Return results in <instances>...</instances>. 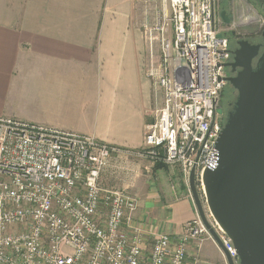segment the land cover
<instances>
[{
    "label": "built area",
    "instance_id": "2783aa9c",
    "mask_svg": "<svg viewBox=\"0 0 264 264\" xmlns=\"http://www.w3.org/2000/svg\"><path fill=\"white\" fill-rule=\"evenodd\" d=\"M165 1L155 26L144 25L146 74L160 105L145 124L143 142L151 158L179 168L191 200L193 171L204 200L203 172L219 160L216 141L225 119L217 107L229 42L216 27L214 0ZM116 150L90 134L0 117V264H142L146 233L135 222L138 199L101 184ZM215 227L235 259L231 241ZM153 236L147 264H199V252L189 256L188 248L194 243L199 250L204 237L212 238L197 211L180 236Z\"/></svg>",
    "mask_w": 264,
    "mask_h": 264
},
{
    "label": "crops",
    "instance_id": "0c3cea01",
    "mask_svg": "<svg viewBox=\"0 0 264 264\" xmlns=\"http://www.w3.org/2000/svg\"><path fill=\"white\" fill-rule=\"evenodd\" d=\"M140 1L0 0V117L141 147L153 88L136 23ZM155 175L137 193L135 218L177 235L194 205L184 185L174 197L160 166Z\"/></svg>",
    "mask_w": 264,
    "mask_h": 264
},
{
    "label": "water",
    "instance_id": "95a60500",
    "mask_svg": "<svg viewBox=\"0 0 264 264\" xmlns=\"http://www.w3.org/2000/svg\"><path fill=\"white\" fill-rule=\"evenodd\" d=\"M225 14H220L223 19ZM260 35L262 42L256 44L239 40L233 61L226 63L240 68L225 78L237 95L216 141L218 165L202 175L206 206L231 241L235 259L206 219L194 172L189 176L196 211L227 264H264V29Z\"/></svg>",
    "mask_w": 264,
    "mask_h": 264
},
{
    "label": "rangeland",
    "instance_id": "374dc122",
    "mask_svg": "<svg viewBox=\"0 0 264 264\" xmlns=\"http://www.w3.org/2000/svg\"><path fill=\"white\" fill-rule=\"evenodd\" d=\"M213 5L215 9L216 27L225 34L228 39L229 46H231L232 43L234 44L236 40L256 39L260 36L261 31L264 29V0H214ZM222 7H225L223 9H227L226 11L231 15V21L227 25L223 24V21L219 16V12L221 11ZM163 8H167V1L165 0H142L137 4L136 23L140 26L143 32L144 25H146L148 28L155 26L156 22L160 19ZM152 55L154 65H157L159 60V42L157 32L154 34ZM149 62L150 51L146 38V71L149 66ZM230 94V88L227 87L222 89L220 97L222 101L221 106L223 109L226 107L227 100L232 99H230ZM152 100V107L149 115L147 116V123L153 121L154 110L156 106L160 105L159 92L156 93L155 90L152 91ZM155 100H157V103ZM113 147L117 148V150L112 153V157L109 162L110 165L103 171L101 176V184L104 187H111L125 191L131 195H134L138 199L137 193L140 192L139 189L141 187H143L142 189H145L148 184L154 183L155 177H158V175H155V167L160 166L165 185L169 184V187L171 188L169 189L176 193L174 197H178L180 194H182V192H180V185L184 184L182 182L183 179L179 168L164 165L160 161L151 158L147 154L148 150L145 147L144 142L142 143L141 147L133 150L123 147L120 148L115 145ZM166 167H169V169ZM172 186L174 189H172ZM199 198L203 205L206 219L211 227L215 230V223L208 211L205 199L203 200L202 197ZM104 217L105 209L103 208L100 212V220H103ZM135 222L138 223L146 233V242L143 249L144 261L142 264H147V256L154 239L153 234H170V232H159L158 229H154L155 226L158 225V223H155L154 218H143L142 221L135 218ZM188 222L182 226V230L179 234L170 235L178 237L183 234ZM213 240L211 237H204L199 250L196 249L194 243H192L193 245L190 244L188 248V255L191 256L198 251V255L200 256L199 264H227L221 250ZM206 251L207 253H205ZM235 264H238V262L235 261Z\"/></svg>",
    "mask_w": 264,
    "mask_h": 264
},
{
    "label": "flooded vegetation",
    "instance_id": "af4514ba",
    "mask_svg": "<svg viewBox=\"0 0 264 264\" xmlns=\"http://www.w3.org/2000/svg\"><path fill=\"white\" fill-rule=\"evenodd\" d=\"M223 5H225V4H223ZM223 8H225V7L221 8V11L219 12V16H220L221 20L223 21V24L227 25L231 21V15L226 11L227 9L224 10ZM222 11L226 12V14L224 16V19L227 20V23L224 22V19L220 15ZM214 12H215V9H214ZM240 40H242V39H240ZM244 40H247V39H244ZM238 41L239 40H236L234 42V44L232 43V45L229 46L230 56H229V60L227 62H232L233 61V57H234L233 51L238 47V44H237ZM247 41H249L252 44L260 43V42H262L261 35L258 38H256V39H248ZM255 60H254L253 66H255ZM239 69H240L239 67H236L235 69H232L231 66H226L225 67V73H226L225 77L236 75V73L239 71ZM227 87L230 88V93H231L230 94V96H231L230 99L231 98L232 99L231 100H227L226 107H224V109H223L222 106H221L222 101H221V97H220V100L218 102V107H217V109H218V111H220L221 116H222L223 119L226 118L227 113L232 109L234 101L236 99V95H237L236 89L232 86V84L228 80H225L223 88L225 89ZM220 101H221V103H220Z\"/></svg>",
    "mask_w": 264,
    "mask_h": 264
}]
</instances>
